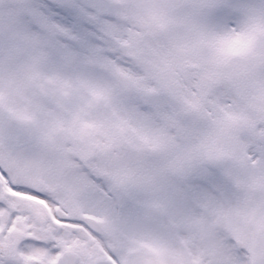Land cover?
Listing matches in <instances>:
<instances>
[{"label": "snow or ice", "instance_id": "1", "mask_svg": "<svg viewBox=\"0 0 264 264\" xmlns=\"http://www.w3.org/2000/svg\"><path fill=\"white\" fill-rule=\"evenodd\" d=\"M0 264H264V0H0Z\"/></svg>", "mask_w": 264, "mask_h": 264}]
</instances>
